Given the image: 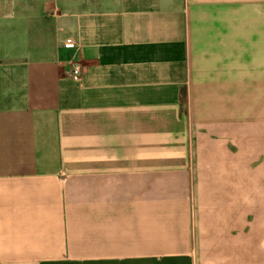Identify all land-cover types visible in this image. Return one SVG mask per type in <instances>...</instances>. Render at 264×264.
Returning a JSON list of instances; mask_svg holds the SVG:
<instances>
[{"label":"crops","instance_id":"obj_1","mask_svg":"<svg viewBox=\"0 0 264 264\" xmlns=\"http://www.w3.org/2000/svg\"><path fill=\"white\" fill-rule=\"evenodd\" d=\"M0 264H264V0H0Z\"/></svg>","mask_w":264,"mask_h":264},{"label":"built area","instance_id":"obj_2","mask_svg":"<svg viewBox=\"0 0 264 264\" xmlns=\"http://www.w3.org/2000/svg\"><path fill=\"white\" fill-rule=\"evenodd\" d=\"M67 47H72L74 43L72 41H68L65 44ZM71 78L74 81H80L82 76V65L79 62H73L71 65Z\"/></svg>","mask_w":264,"mask_h":264},{"label":"trees","instance_id":"obj_3","mask_svg":"<svg viewBox=\"0 0 264 264\" xmlns=\"http://www.w3.org/2000/svg\"><path fill=\"white\" fill-rule=\"evenodd\" d=\"M185 98V92H182V99Z\"/></svg>","mask_w":264,"mask_h":264}]
</instances>
